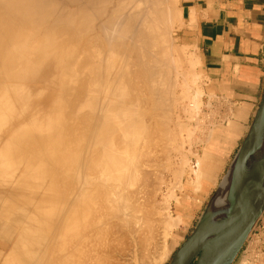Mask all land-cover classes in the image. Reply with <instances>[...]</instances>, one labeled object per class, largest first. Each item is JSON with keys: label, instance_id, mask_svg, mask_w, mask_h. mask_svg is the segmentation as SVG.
I'll list each match as a JSON object with an SVG mask.
<instances>
[{"label": "bare ground", "instance_id": "6f19581e", "mask_svg": "<svg viewBox=\"0 0 264 264\" xmlns=\"http://www.w3.org/2000/svg\"><path fill=\"white\" fill-rule=\"evenodd\" d=\"M184 25L179 0H0V233L21 235L14 264L166 260L211 181L199 165L213 157L214 129L193 138L204 91L199 56L186 58L175 37ZM203 141L200 155L192 147ZM252 144L237 220L264 194V125ZM235 157L171 264L227 220ZM252 246L236 264H264Z\"/></svg>", "mask_w": 264, "mask_h": 264}, {"label": "crops", "instance_id": "0c3cea01", "mask_svg": "<svg viewBox=\"0 0 264 264\" xmlns=\"http://www.w3.org/2000/svg\"><path fill=\"white\" fill-rule=\"evenodd\" d=\"M206 3L207 0H181L185 25L179 37L195 46L200 72L206 75L204 91L208 98L213 97L211 103H221V114L227 120L215 127L213 157L203 159L199 165L211 176L209 186L204 192H197L199 203L186 223L179 225L181 236H177L165 264L184 243L188 229L197 224L205 203L245 139L264 91V0ZM256 222L250 229L253 234L259 232L261 225L260 220Z\"/></svg>", "mask_w": 264, "mask_h": 264}, {"label": "water", "instance_id": "95a60500", "mask_svg": "<svg viewBox=\"0 0 264 264\" xmlns=\"http://www.w3.org/2000/svg\"><path fill=\"white\" fill-rule=\"evenodd\" d=\"M264 125V92L261 97L258 109L255 113L249 131L243 140L241 146L236 154L233 172L236 176L233 178L235 191L230 195V203L227 210V220L222 225V222L214 224L206 231L202 232L205 238L202 242L197 243L191 250H189L180 260L179 264H215L218 258L229 248L235 247L241 242L250 228L264 209V194L261 198L251 201L245 208L239 220L233 217V210L237 201L241 198L244 192L249 188V179L243 177L240 170V164L245 162L251 148L253 146L254 134L259 132ZM239 183V186H238ZM252 190L259 191V187L255 184ZM225 231V229H229ZM197 230L194 233H197ZM194 235V234H193ZM192 235V236H193ZM181 248H179L180 250ZM178 252V251H177ZM176 252V253H177ZM175 253V255H176ZM174 255V256H175ZM168 264H171L174 257Z\"/></svg>", "mask_w": 264, "mask_h": 264}, {"label": "rangeland", "instance_id": "374dc122", "mask_svg": "<svg viewBox=\"0 0 264 264\" xmlns=\"http://www.w3.org/2000/svg\"><path fill=\"white\" fill-rule=\"evenodd\" d=\"M181 5V0H179V6ZM183 28V27H182ZM182 28H180V29H182ZM180 29H178L176 32H175V37L177 38V43L180 45V43L181 44H186L185 46H181V47H184L185 48V56H186V58L191 54V52H193V53H195V50L193 49V48H191V46L188 44V46H187V43L184 41V40H182L179 36H180V33H179V31H180ZM190 48V49H189ZM188 49V50H187ZM189 53V54H188ZM192 53V54H193ZM197 72L198 71H200V66H198V65H196V69H195ZM201 78H202V80H201ZM200 85L202 86L201 88L203 89V91H204V89L206 88L205 87V85H206V75H202L201 74V77H200ZM203 82V83H202ZM207 93H205V91H204V94H203V96L201 97V101H202V106H201V115H199V117H203L202 119V122H201V124H200V126H199V129L198 130H196V127H193L192 125H197V123L194 121V120H192L191 122H190V124H191V126L193 127V129H194V137L193 138H198L199 137V139H200V136H201V139H203V138H206V136L205 135H207V133H208V131H212V129H214L215 130V127L217 126V125H219V124H222L224 121H226V119L224 118L225 116H224V114H221V107H222V105L221 104H218V103H216V104H214V103H211V101L213 100V97H210V99L207 97V95H206ZM209 99V100H208ZM209 105V106H208ZM217 105V106H216ZM215 107V108H214ZM210 113V114H209ZM204 116H205V118H204ZM181 117H183V115L181 114ZM191 127V128H192ZM206 127H209V129L208 128H205ZM203 128V129H202ZM206 130H208V131H206ZM203 135V136H202ZM205 136V137H204ZM203 137V138H202ZM203 146H204V141L203 142H198V143H194L193 144V149L195 148V150L197 151V152H199V154L201 155L202 153H201V151H202V149H203ZM185 149L187 150L188 148V146L187 145H185ZM200 149V150H199ZM190 160H191V166L192 167H195L197 164H195L196 162H194V161H196V159H195V157L193 158L192 156H190ZM186 176H188L187 174H184L183 175V177H182V180H183V183H186V181L189 179V177L187 178ZM220 181V180H219ZM188 188H190L189 190L191 191V192H193V190H195V188H192L191 186L190 187H188ZM195 192V191H194ZM176 195L178 196V198H179V200H180V204H182L183 205V203L185 202V196H184V191L183 190H177V192H176ZM213 196V194L210 196V198H209V200H207V202L205 203V207H204V209L206 208V206H207V204H208V202L210 201V199H211V197ZM1 202V201H0ZM174 203H175V201H173V204H172V208L174 209ZM204 209H203V211H204ZM203 213V212H202ZM202 214H200V216H201ZM200 216H199V218H200ZM199 218H198V221H199ZM263 218H264V214L263 215H261V217L260 218H258L260 221H261V225L259 226V233H256V234H253V232H252V230H253V228L256 226V224H257V222H256V224L253 226V228H252V230H251V232H250V234H249V236L244 240V242H243V244L241 245V247H239L236 251H235V253L233 254V256H232V258H231V260L228 262V264H236L237 263V261L239 260V258L240 257H242L245 253H246V251H247V249H248V247L251 245H253L252 246V248H253V251H254V253H253V255H256V254H259L260 252V254L259 255H263L262 257L264 258V253H263V251H264V245H263V241H264V220H263ZM258 220V221H259ZM198 223V222H197ZM263 224V225H262ZM197 225V224H196ZM195 225V226H196ZM195 226H194V228H195ZM194 228L193 227H191V228H189L188 229V232H187V234H186V237H185V239H184V241L189 237V235L191 234L190 232H192L193 230H194ZM177 235H179L178 237L180 238V232H179V229H178V232L176 233ZM257 234H258V236H257ZM262 234V235H261ZM256 237H254V236ZM20 234H19V232H14V234H13V237L12 238H7V237H4V236H2V233H0V264H9L8 262H7V260L9 259V258H7L8 256V254L10 255L9 257H12V254H14L15 255V257L14 258H10V260H9V262H11V264H14L13 262H19L18 261V258H19V255H17L15 252H12V254L9 252V251H11V250H13V249H11V247H12V245L14 244V243H16L17 241H18V239L20 238ZM252 238H251V237ZM257 240H259L260 241V243L259 242H256ZM262 240V241H261ZM250 241V242H249ZM253 243H252V242ZM255 241V242H254ZM171 241H169V243H170ZM256 243V244H255ZM258 243V244H257ZM183 244V243H182ZM249 245V246H248ZM263 248H262V247ZM247 248V249H246ZM258 248H259V251H258ZM262 248V249H261ZM243 249H246L245 251L243 250ZM242 255V256H241ZM21 256V255H20ZM5 257L7 258V259H5ZM168 257V256H167ZM236 257V258H235ZM17 258V259H16ZM20 258H23L22 256L20 257ZM13 259H15L13 262L11 261V260H13ZM35 258H33V260H34ZM4 260H6V262L7 263H4L5 261ZM21 260V259H20ZM25 260H27L28 261V259H25ZM36 260V259H35ZM30 261H31V264L33 263H35V264H37V261H32V259H30ZM166 262H167V258H166V260H165ZM165 261L163 262V264H165ZM171 261V260H170ZM170 261H168V263L170 262ZM23 262H26V261H22V264H23ZM231 262V263H230ZM27 263H29V261L27 262ZM26 263V264H27ZM44 264H47L46 262H43ZM167 263V264H168ZM260 262H257V263H255V264H259ZM15 264H21V263H15ZM25 264V263H24ZM30 264V263H29ZM39 264V263H38ZM40 264H42V263H40ZM49 264V263H48ZM262 264V263H261Z\"/></svg>", "mask_w": 264, "mask_h": 264}]
</instances>
